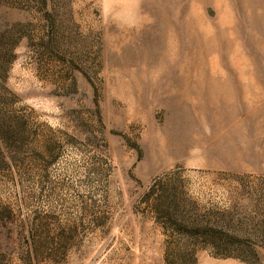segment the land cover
Masks as SVG:
<instances>
[{
    "label": "rangeland",
    "instance_id": "374dc122",
    "mask_svg": "<svg viewBox=\"0 0 264 264\" xmlns=\"http://www.w3.org/2000/svg\"><path fill=\"white\" fill-rule=\"evenodd\" d=\"M0 0V264H264V0Z\"/></svg>",
    "mask_w": 264,
    "mask_h": 264
},
{
    "label": "clouds",
    "instance_id": "9594fccd",
    "mask_svg": "<svg viewBox=\"0 0 264 264\" xmlns=\"http://www.w3.org/2000/svg\"><path fill=\"white\" fill-rule=\"evenodd\" d=\"M99 3L102 6V11L105 13H107L115 3L125 5L124 11L117 16V19L128 27H135L138 23L139 18L136 10L139 5V0H99Z\"/></svg>",
    "mask_w": 264,
    "mask_h": 264
}]
</instances>
